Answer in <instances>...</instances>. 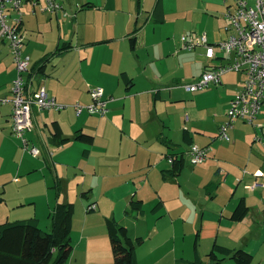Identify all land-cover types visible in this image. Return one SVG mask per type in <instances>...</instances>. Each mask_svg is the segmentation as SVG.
<instances>
[{
	"label": "rangeland",
	"instance_id": "374dc122",
	"mask_svg": "<svg viewBox=\"0 0 264 264\" xmlns=\"http://www.w3.org/2000/svg\"><path fill=\"white\" fill-rule=\"evenodd\" d=\"M59 1L63 4L68 17L54 14L49 19V16L45 14L31 15L27 8L22 9L25 13L24 30L29 39L28 45H34L36 48L35 54L28 53L33 63L44 57L43 50L47 49L48 53H53L58 44L63 46L65 42H72L73 47L81 50L77 52L74 49L71 56L65 57L66 65L70 61L73 63V58L79 59V55L85 51L86 44L83 46L79 40V33L83 30L87 31L86 37L90 38L89 40L106 38L103 24L89 25L88 23H92L97 18L92 14L87 17L88 14L84 13L79 16L81 4L90 0ZM93 1L98 4L105 2V0ZM137 1L134 0L133 6L136 7ZM157 1L141 0V11L132 22L133 27L136 26L137 21L138 26L145 27L142 39H147L150 43L148 52L145 47L140 46L139 60L146 71L143 70L145 79L136 84V89L139 91L147 89L150 83H154L155 76L161 80L160 87L170 84L168 80L174 76L181 78H184V75L189 76V79H182L181 83L190 81V74L196 76L201 69L192 56L200 51L190 53L180 50L181 38L191 34L203 36L208 33L212 44L227 40L228 34L224 31L226 21L222 19V14L228 11V4L234 5L236 2V0H161L159 9L164 14L165 21L161 19L155 22L156 12L153 8ZM247 1L251 5L254 3V0ZM10 14L11 21L16 13L12 11ZM90 49L93 64L101 61V57L108 53L106 48L91 47ZM178 52L181 54L177 55ZM179 56L183 62L189 64L186 69H183V73L178 72V69L181 70L180 67L178 68ZM133 59L136 60L138 57L129 50L126 60L134 66ZM13 61L12 55L6 53L0 58V78L5 79L1 81L5 84L3 91H6L9 86L7 74L9 75L10 70L16 71V64ZM59 61L57 57L55 59L51 57L47 61L50 64L49 69L53 71ZM73 67H75L74 64L66 66V70ZM223 81L234 85L240 83L237 75L223 77ZM84 87L85 89H82L84 98L79 101V104L74 102V108L72 106L62 110L66 118L62 124L64 132L71 137L74 136L78 129L75 128L74 121L78 120L86 125L85 133L96 138L94 145L77 143L80 155H83L85 150L90 151L88 164L82 162L81 167H86L90 175L96 170L98 176L91 179L98 184L97 195L103 196L105 190H109L111 199L103 198L100 203L103 205L102 213L100 209L96 211L98 214L101 213L100 218L103 220L106 215L115 218L119 225L129 228L135 238H145L144 244L137 248L141 264H175L176 258L195 260L197 251L205 264H209L208 254L215 243L232 250L243 249L254 255L251 264H264V228L263 230H261L262 227L256 228L257 232L253 234L249 226L254 222L259 223L260 215L263 214L264 187L260 186L254 192L247 190L246 186L256 184V179L253 176L251 179L248 175L244 177L245 169L232 165V162L242 166L249 163L247 170L252 174L259 167L260 159L251 154V148L259 150L264 155V108L255 122L256 129L242 125L241 121L237 120L235 127L229 132L232 139L230 144L216 139L214 142L219 149L213 151L214 156L211 155L212 153L209 154L211 157L204 164L197 165H193L189 157H185L187 164L181 177L164 181L161 169L169 165L168 158H165L168 148L159 139V132L165 125L164 133L175 143L172 147L175 151H186L187 146L183 145L182 133L187 128H190L195 144L201 145L208 140L211 141L217 136L215 126L220 117L224 116L223 120H228L227 111L230 109L228 106L230 102L228 105L223 102L230 93V91L225 93L226 85L210 86L206 90L191 94L182 90H176L170 94L163 90L160 99L156 101L154 93H141L137 97L126 100V109L122 99L115 110V119H112L110 115L108 119H104L103 116H92L88 113L78 116L76 106L86 105L89 101V92H86L88 87L86 85ZM234 87L235 96L241 87ZM3 96V93H0V98H5ZM7 96L10 98V94ZM9 110V104H0V223L6 222V216L15 211L20 214L32 211L35 213L36 206L26 201L30 200L27 198L31 195L32 188L47 185V189H53L52 186L56 184L57 166H48L44 163L43 154L36 159L29 154H24L21 140L10 139V128L3 129L7 119L5 115ZM58 114L55 111L46 112L45 120L51 122L58 117ZM197 131L203 132L205 137ZM129 138H137V141H131ZM107 141L110 146L106 144ZM224 146L230 147V150H225ZM105 147L108 148L107 151L104 150ZM173 149L169 151L172 153ZM106 157L110 160L105 159ZM219 169L222 171L218 175ZM117 171H120L119 175L115 174ZM66 181L71 183L72 190L78 186L81 187L80 180L74 174L70 175ZM210 182L220 183L218 196L214 199L204 189ZM258 182L264 183V178L260 177ZM124 192H130L129 200L123 199ZM134 193L144 200V217L131 209L130 200ZM160 197L165 200V208L155 215L152 207L157 204ZM240 197H245L247 204L253 208L250 216L254 222L236 224L229 220L228 216L232 213L230 211L231 209L233 211ZM23 202H26L24 206ZM87 209L86 205L84 209L76 208V211H79L78 214L83 219ZM209 222L218 224L216 230ZM44 228L43 230H47L44 231L45 233L50 232L49 229ZM75 246L74 241L73 247ZM111 254L114 258L112 247ZM223 264L236 263L227 258Z\"/></svg>",
	"mask_w": 264,
	"mask_h": 264
},
{
	"label": "crops",
	"instance_id": "0c3cea01",
	"mask_svg": "<svg viewBox=\"0 0 264 264\" xmlns=\"http://www.w3.org/2000/svg\"><path fill=\"white\" fill-rule=\"evenodd\" d=\"M59 1V0H57ZM160 1L158 0L155 8H153L155 10V15H154V19L155 22L160 21L161 19H163V21H165L164 18V14H162V11L159 9L160 8ZM61 2V1H59ZM133 2L134 0H105V2L103 1L102 4H98V2L90 0L87 1L83 4H81L80 7V11H79V16L81 13L84 14H88L87 17L91 16V14L93 15V17L97 18V20L88 22L90 23L89 25H98V24H103L104 27V31H105V36L106 38H102L100 40H89L90 38L86 37L87 36V31L83 30L81 33H79V40L80 42H82V45L85 46V51L82 55H79V59H77V57L73 58V63H71V61L69 62V64L67 63V65L64 63V59L66 56H71L72 51H77L80 52L81 50L79 48L73 47L72 42H68V43H63V46H61L60 44H58L56 50H58L61 47H68L67 49L63 50V52L61 53H56V51H54L53 53L50 52L47 49L43 50L45 52L44 57H42L39 61L33 63L31 60V68H30V72L28 73V91L29 92H35L37 91L39 88H45L46 91L49 93L50 96L56 98V100L58 101L59 104L63 105L64 108L63 109H67V107L71 108L74 104V102H76V104H79V101L82 100L84 98V91H82V89H85V85L87 88V93L90 91L91 88L95 87H102L104 89V98L107 100H109V109H108V113L106 115H104L102 118L104 119H108L109 115L112 119H115V110L118 106V104L121 102V100L123 99V106L124 109H126L127 104H126V100H128L129 98H134L137 97L139 94L141 93H148L152 92L154 93V100L156 101L157 99H160V95L161 92L163 90L170 92V94H172V92L176 91V90H182L185 93L191 94L192 92H188L183 85L186 84H190V83H194L193 81L196 80L197 78H199L201 75H203L205 73V71L209 70L210 67L213 66H218V65H223L229 62V57L225 56L222 52H220L218 49L216 51V58L215 59H209L208 57H206V49L204 48H198L196 50H192V51H187L185 49H183L182 47L180 48V50L184 51V52H190L193 53L195 51H200V53H194V55L192 56L194 59V62L199 65V68L201 69V71L195 76L194 74H190V81L185 82V83H181L182 79H189V76L184 75V78L181 77H173L171 80L169 79L168 82L170 84L166 85L165 87H160V83L161 80L159 77L155 76L154 77V83H150L149 87L147 89H144L142 91H139L136 89L137 87V83L140 80H144V71H146V68L143 67V64L140 62V46L145 47L146 51L148 52V46L150 43H148L147 39H142V34L145 31L144 28L145 27H140L138 26L137 23H139L138 21L135 22L136 26L133 27V23L134 20L136 19V15L140 13L141 8H142V2L141 0L137 1L136 7L133 6ZM63 5V4H62ZM64 7V6H63ZM28 9L29 14L31 15H37L39 14H45V13H41L40 9L38 7L34 8L32 5L28 4L26 5V7ZM228 9H234L235 8V4L231 5L228 4L227 5ZM226 8V9H227ZM35 12V14H34ZM66 10L64 8V10L62 12H58V13H51V14H45L47 16H49V19L52 18V16L55 15H60L62 14L64 17H68V13H66ZM223 17L222 19H224L225 13L222 14ZM155 16H157V18H155ZM226 21V25H227V20L224 19ZM24 24L23 23V29L24 28ZM225 25V26H226ZM25 31V30H24ZM224 31H225V27H224ZM226 34H228L227 31H225ZM27 33V32H26ZM197 35V34H195ZM207 35V39L209 41L210 44H212L209 40V36L208 33H206ZM198 36V35H197ZM226 36V35H225ZM229 36V34H228ZM135 38V43L132 44L131 39ZM26 45H25V49H24V53L25 55L29 56L31 58V56L29 54H35L36 48L33 45H28L29 44V39L28 36L26 34ZM182 40V38H181ZM181 45H182V41H181ZM212 45H217V44H212ZM117 46V47H116ZM154 44L151 46L153 48ZM96 48V47H101V48H106L108 50V53L106 55H103L101 57V61L96 62V64H93L92 61V55L90 53V48ZM80 50V51H78ZM129 50L130 53L132 54H136L138 59H133L135 61L134 66L133 63H129L128 60H126V57H128L129 55ZM9 50V47L7 44H3L1 46L0 49V58L6 53L7 55H11ZM29 53V54H28ZM56 53V54H55ZM53 55V59H55V57H57V59H59L60 61L58 63H56L55 65V69L53 71H51L49 69L50 64H46L45 70L44 72H39L38 68L42 65L41 60L43 58H45L47 55ZM181 53H177V55H180ZM125 57V58H124ZM181 56H179V62H178V68L180 67V71L178 69V72H182L183 73V69H186L187 66H189V64L186 62H183L182 58H180ZM162 59V58H161ZM79 60V61H78ZM14 62V61H13ZM77 62H78V67H77ZM189 62V61H188ZM14 64V63H13ZM71 64H74L75 67H73L72 69H68L66 70V66H71ZM15 70V69H14ZM14 70H10L9 71V75L7 74V78H8V89L6 91H3L4 88L3 86H5V84H3L1 81L5 80L4 78H0V93H3V97H8L7 94H10L11 97V88L13 85V81L16 77V71ZM58 71V72H56ZM239 74V75H238ZM193 75V76H192ZM230 75H237L238 79L240 80V83H238L237 85H234L233 83L229 84V83H225V81H223V77H227ZM1 77V75H0ZM103 77L104 79L101 80L99 78ZM170 77V76H169ZM245 79V75L244 74H240L238 72H233L230 71V73H226L222 76V83H220L219 85H226L225 89V93L229 92L228 96L224 99L223 102H225V105H228L229 102H231V100L238 94V91L236 92L237 94L234 96L233 92L235 91L233 89L238 87H241L240 90L243 88L244 85V80ZM218 85V86H219ZM210 86H216V85H210ZM209 86V87H210ZM216 86V87H218ZM125 89H122V88ZM207 87V88H209ZM234 90V91H233ZM198 92V91H197ZM169 94V95H170ZM88 95V94H87ZM88 104H90L92 102L91 99V95L89 93L88 95ZM6 104H9L10 106V110L9 112L5 115L6 119V124L4 125L3 129H7L10 128L11 132L10 134V139L12 140H18L19 139L12 133V113H13V104L11 102H8ZM264 104V103H263ZM230 106V105H228ZM74 108V106H73ZM264 108V106H263ZM262 108V110H263ZM62 109V110H63ZM56 111V110H45V111H39L36 108L33 109V131L29 132L27 134V139L29 141L30 146H36L40 149L41 151V155L43 154L44 157V163H46L48 166L53 165V166H57V168L55 169V175H56V184L52 188L47 189V185L44 186H37V187H33L31 190V195L27 198L30 200H26L29 201L28 203L35 205L36 206V211H34L35 213L29 212V213H25V214H20L17 211L12 213H9L6 216V222L7 221H17V220H24V219H29V218H36L39 220V224L40 228L43 230L44 229H49V231L51 230V225L49 222V214L50 211H52V209L56 206V204L58 202L61 203H73L75 205V209L76 208H80V209H84V207L87 208L89 207V205L91 204H95L96 210L100 209L101 213H102V207L103 205H100V203L103 201V198L106 200H110V194H109V190L106 189L105 193L103 196H98L97 195V186L98 184H95L94 181L91 179L93 177L98 176L96 174V170L94 174L90 175V171L85 167L82 168L81 167V163L84 162L86 164H88V160H90V155H89V149L85 150L83 155H80V149L77 146V143H79V141L75 140V134L78 131H82L83 133L86 132L85 127L86 125L83 124L82 122L76 120L75 122V128L77 129L75 131L74 136H70L65 134L64 132V127H63V123L65 122L66 118L64 117V113L63 111ZM261 110V112H262ZM56 112L59 113L58 117H56L54 120H52L51 122L45 120L47 118L46 112L50 113V112ZM45 112V114H44ZM260 112V114H261ZM84 113L87 112H83L82 114L78 115V116H82ZM89 114V113H88ZM260 114L258 116H260ZM91 115V114H89ZM93 116V115H92ZM101 116V115H98ZM226 116V113H225ZM4 117V116H2ZM224 116L223 118L220 117L219 121L216 122V137H213L211 141H206L204 144H198L202 147H206L209 148V154L214 156V152L216 150L219 149V147H217L216 143L214 142L216 139H219V133H220V127L221 125L225 122ZM241 120H239L240 122ZM57 122L58 125H60L62 132H63V138L65 139H69L70 141L63 144V145H58L57 142L55 140H53V133L55 132V128H54V123ZM108 124V123H107ZM235 124V123H234ZM242 125H248V126H252L253 128L256 129V126L250 125L246 122L241 121ZM81 127V128H79ZM235 126L233 125V128ZM230 129V132L233 130ZM261 128V127H260ZM165 125L163 126V129L161 130V132H159V139L161 140V142L168 148V152L166 154L165 158H168L170 155L171 157H177L178 159H180L182 157V154L184 155V157H187V153L190 150L191 145L195 144V138L192 134V132H190V128H187L186 130L183 131L182 133V141H183V145L185 144L187 146L186 151H175V149H173L172 147L174 146V142L171 140V138L164 133L165 132ZM199 132L200 135H203V137H205V134L201 131H197ZM87 134V133H85ZM185 134L186 137L188 138L187 141L185 140ZM90 136L93 137V143L91 145L95 144L96 138L91 135L88 134ZM264 135V134H263ZM129 140H136L137 138H129ZM191 141V143H190ZM219 142L221 141H226V140H218ZM232 141V139H230V141H226L225 143L230 144V142ZM83 143V142H81ZM106 144L108 146H110V143L107 141ZM197 144V143H196ZM89 145V144H88ZM221 147V146H220ZM54 150V152H51V150ZM174 152H170L169 150H172ZM224 149L229 151L230 147H225ZM105 151L108 150V148L105 147L104 149ZM215 150V151H214ZM88 151V152H86ZM214 151V152H213ZM24 152V151H23ZM24 154H29L24 152ZM50 154V156H49ZM251 154H253L255 157H257L258 159H260V164L259 167L256 168L255 172L249 173V171L247 170V166L249 165V163L245 164V165H239V164H235L234 162H232V165H235L237 167H241L242 169H245L243 171V176L246 177L251 176L250 178L256 179L255 181L256 184H253L252 186H246V189L249 191L254 192V190H256V188H260L264 187V183L263 182H258L259 178H264V155L261 154L259 152V150L257 151L255 148H251ZM30 155V154H29ZM175 155V156H174ZM52 156V157H51ZM209 158L211 157L210 155H208ZM40 157V156H39ZM50 157V159H49ZM34 158V157H33ZM208 158V159H209ZM105 159H109L108 157H106ZM190 159V158H189ZM110 160V159H109ZM168 164L167 166H165V168H162L161 170V174H162V179L164 181H167L169 179H178L181 177V175L183 174L185 168H186V158H185V162H184V168L181 172V174L176 177H167L164 179L163 176V171H168L171 169V163L169 162V158L167 160ZM191 162V161H190ZM204 164V163H203ZM194 165V164H193ZM86 166V165H85ZM101 166V164H100ZM59 167V168H58ZM114 168V167H113ZM116 169V168H115ZM98 170H99V165H98ZM100 171V170H99ZM222 169L217 171V174L219 175L221 173ZM120 171H117V175H119ZM77 177V179L80 180L81 182V187L78 186L75 189L72 190L71 187V183H68L66 180L68 179V177L70 175H73ZM229 174V173H227ZM252 174V175H251ZM253 176V177H252ZM241 182L243 180H240ZM260 183V184H259ZM59 187V191H60V196H59V200L56 197V191L55 186ZM76 186V185H75ZM220 183H216V182H210V184H208L204 189L206 191V193H208L212 199L216 198L218 196V189H219ZM73 193V194H72ZM86 193V198L84 196H82L83 194ZM124 197L123 199L125 200H129L130 197V192H124ZM137 193H134L131 197V200L133 198H135V200H141L143 203V211L142 213H137L139 216L144 217L145 216V210H144V200L138 196H136ZM244 198L247 204V199L245 197H240L237 202H236V206L234 207L233 211L231 209L229 220H231V216L234 212V210L236 209L237 205H239L238 203L240 202V200ZM3 200V198L1 199ZM86 200V202H85ZM130 200V202H131ZM58 201V202H57ZM26 204V202H23V206ZM249 205V204H247ZM165 200L162 199L160 197L159 201L157 202V204L152 207L153 209V214L157 215L159 214L165 207ZM250 207V205H249ZM40 209V210H39ZM38 210V211H37ZM88 210V209H87ZM85 210L86 212V216L80 217V215L78 214L79 211L75 210V217H74V223L73 224V230H72V242L75 241L76 246L73 247V252L69 258V260H67V264H114V259L112 257L111 254V243H110V239L107 231V226H106V220L107 218L110 219V217L108 215H106L105 219L103 220L102 218H100L101 213L98 214V212L95 210L93 212H89ZM253 208L250 207V211L248 214V217L246 219H244L241 222H248V224L250 222H254L253 218L250 216L251 212H252ZM263 214H261L260 216V221L259 223L254 222L253 224H249L250 228L252 229V232H254L253 234H256L257 230L256 228H261V230H263L264 228V210H262ZM93 213H97V214H93ZM127 213V211H126ZM162 217V216H161ZM250 217V218H249ZM115 219V218H114ZM46 221V222H44ZM233 222V221H232ZM240 221L237 222H233V223H241ZM4 223V222H2ZM49 223V224H47ZM211 225H213L214 229L216 230L218 224L216 223H211L209 222ZM89 224L91 225V227L89 228ZM44 227H43V226ZM248 226V227H249ZM43 227V228H42ZM47 231V230H44ZM132 232V231H131ZM133 233L134 230H133ZM144 242H145V238L143 237ZM143 242V244H144ZM141 244V245H143ZM140 246V245H139ZM138 248V247H137ZM136 253H137V261L138 264H141V258L139 255V251L138 249H136ZM198 256L200 255L199 252ZM188 260V258H181L175 259V264L178 260ZM188 261H193V260H188ZM225 263V261L223 262ZM220 263V264H223Z\"/></svg>",
	"mask_w": 264,
	"mask_h": 264
},
{
	"label": "built area",
	"instance_id": "2783aa9c",
	"mask_svg": "<svg viewBox=\"0 0 264 264\" xmlns=\"http://www.w3.org/2000/svg\"><path fill=\"white\" fill-rule=\"evenodd\" d=\"M38 7L41 13L51 14L64 10L57 0H0V49L7 44L16 64V77L13 81L11 97L0 98V104H13L12 133L21 140L22 150L38 158L41 151L30 146L27 134L33 131V109L39 111H61L64 106L49 95L45 88L35 92L28 91V73L31 68L30 57L23 52L26 45V32L23 29L26 5ZM16 15L10 21V12ZM35 14V12H34ZM66 14V13H65ZM227 20L225 31L227 40L212 45L207 35L195 34L182 37V48L187 51L198 48L206 49V57L215 59L217 49L229 57V62L210 67L194 83L183 85L188 92L206 90L210 85L222 83V76L230 71L245 75L243 88L231 100L227 111L228 120L220 127L219 139L230 141V129L237 120L255 126L258 115L264 106V0H254L251 5L247 0H236L235 8L228 9L224 16ZM92 102L88 105H77L78 115L87 112L91 115H106L109 111V100L104 98L102 87L89 91ZM209 148L193 144L188 151L192 164H202L209 158ZM172 163V159L169 160ZM92 208H96L95 205Z\"/></svg>",
	"mask_w": 264,
	"mask_h": 264
},
{
	"label": "trees",
	"instance_id": "16d2710c",
	"mask_svg": "<svg viewBox=\"0 0 264 264\" xmlns=\"http://www.w3.org/2000/svg\"><path fill=\"white\" fill-rule=\"evenodd\" d=\"M131 42L134 44L135 38H132ZM67 48L65 46L61 47L56 50V53H61ZM52 56V54L47 55L41 60L40 64L42 65L38 68L39 72H44L47 61ZM53 125L55 128L53 140L58 145L69 142V139L62 137L63 132L60 125L57 122ZM74 137L79 142L89 145L93 143V137L82 131H78ZM187 139L185 134V140L187 141ZM168 158L169 160L172 159V167L170 170L162 172L164 179L167 177L176 178L184 168L185 157L182 154L180 159L171 157V155ZM55 189L56 197L59 200L58 185L55 186ZM82 196L86 198L87 195L85 193ZM238 204L231 216L233 222L243 221L248 217L250 211V207L246 204L244 198ZM94 205H89L87 211H95L96 208H92ZM130 206L137 213L141 214L143 211L141 200L133 198ZM75 210L73 203L58 202L49 214L51 230L48 233L40 228V225H38L39 220L36 218L0 223V264H67V260L73 252L72 223H74ZM106 226L114 256V264H138L136 249L143 244L144 239L135 238L129 228L119 225L114 218H107ZM195 256L196 258L193 261L182 259L178 260L176 264H205L198 253ZM227 258L232 259L236 264H251L254 255L243 249L232 250L217 243L214 244L212 251L208 254L209 264H220L226 261Z\"/></svg>",
	"mask_w": 264,
	"mask_h": 264
},
{
	"label": "bare ground",
	"instance_id": "6f19581e",
	"mask_svg": "<svg viewBox=\"0 0 264 264\" xmlns=\"http://www.w3.org/2000/svg\"><path fill=\"white\" fill-rule=\"evenodd\" d=\"M2 105V104H1Z\"/></svg>",
	"mask_w": 264,
	"mask_h": 264
}]
</instances>
